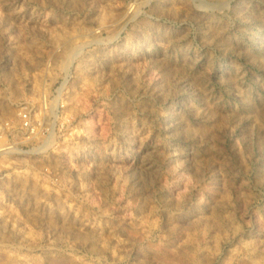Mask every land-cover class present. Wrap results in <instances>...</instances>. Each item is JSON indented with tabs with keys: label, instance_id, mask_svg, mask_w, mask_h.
I'll return each mask as SVG.
<instances>
[{
	"label": "rangeland",
	"instance_id": "374dc122",
	"mask_svg": "<svg viewBox=\"0 0 264 264\" xmlns=\"http://www.w3.org/2000/svg\"><path fill=\"white\" fill-rule=\"evenodd\" d=\"M0 264H264V0H0Z\"/></svg>",
	"mask_w": 264,
	"mask_h": 264
}]
</instances>
